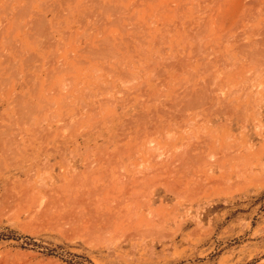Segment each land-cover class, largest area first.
Here are the masks:
<instances>
[{
  "label": "rangeland",
  "instance_id": "1",
  "mask_svg": "<svg viewBox=\"0 0 264 264\" xmlns=\"http://www.w3.org/2000/svg\"><path fill=\"white\" fill-rule=\"evenodd\" d=\"M0 264H264V0H0Z\"/></svg>",
  "mask_w": 264,
  "mask_h": 264
},
{
  "label": "bare ground",
  "instance_id": "2",
  "mask_svg": "<svg viewBox=\"0 0 264 264\" xmlns=\"http://www.w3.org/2000/svg\"><path fill=\"white\" fill-rule=\"evenodd\" d=\"M107 215V214H106ZM114 216V215H113ZM65 219V218H64Z\"/></svg>",
  "mask_w": 264,
  "mask_h": 264
}]
</instances>
